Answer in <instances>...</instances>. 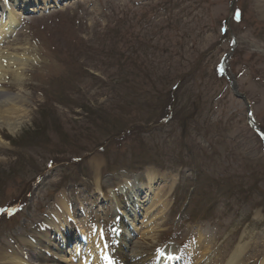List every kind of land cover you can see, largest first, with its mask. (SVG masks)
<instances>
[{"label": "rangeland", "instance_id": "1", "mask_svg": "<svg viewBox=\"0 0 264 264\" xmlns=\"http://www.w3.org/2000/svg\"><path fill=\"white\" fill-rule=\"evenodd\" d=\"M58 1L16 0L29 7L8 36L0 17V101L25 100L26 112L0 119V252L29 264H69L76 248L97 264L139 252L168 264L169 247L171 264H227L241 246L244 264H261L260 0ZM148 170L151 192L110 197L128 177L148 183ZM62 202L72 217L53 221ZM146 221L162 225L142 239ZM203 235L200 263L189 248Z\"/></svg>", "mask_w": 264, "mask_h": 264}, {"label": "bare ground", "instance_id": "2", "mask_svg": "<svg viewBox=\"0 0 264 264\" xmlns=\"http://www.w3.org/2000/svg\"><path fill=\"white\" fill-rule=\"evenodd\" d=\"M19 4H26L28 5L27 1H31V5H42V4H49V1L52 3H57L59 2L58 0H39L37 2V0H18ZM10 0H0V17H6V19H8L7 24H1V34L4 36H8L9 34L12 33V31L15 30V28H13V25L15 23V19L16 16L19 15L17 14V11L20 10V12L26 10L27 7H20L18 5V3H16V0H13L12 2L17 4L14 7L11 6V4L9 3ZM260 11L259 13L261 14V20H264V0H260L259 4L257 6ZM25 12V11H24ZM21 15L18 17V19L21 20ZM19 50V49H18ZM259 61L264 62V58L263 57H258ZM18 62H16L17 64ZM4 63L0 64V68H3ZM15 65V62H7V67L9 68L7 72V75L11 74V73H15L10 71L13 66ZM22 65V64H21ZM7 80H4L3 82L5 83ZM21 105H20V104ZM25 105V100H20L17 101V99L15 98H5L4 100L0 101V119L3 120H14L16 118H18L19 114H23L25 115V110L22 108ZM158 174L156 173V171H152V170H148L146 172V178L148 180V183H137L136 179H130V178H126L125 181L123 183L120 184V186H118V188L113 189V190H109V195L110 197H112L113 200L116 201L117 198V191H119L121 193V191L124 190H128L130 192H134V193H139V191H147V190H152V185L155 182L156 178H157ZM116 192V193H115ZM97 193L99 195H102V191L100 190V188H98ZM147 195V194H146ZM165 196V195H163ZM158 202H160V204L157 205H152V207H149L148 212L149 213H153V212H157L159 213V207L162 205V200L157 198ZM57 210L55 211H49L48 212V216L53 217V221L55 220L57 222V219L61 218L62 216L68 215L72 217V211H71V207H69V205L66 202H62L60 203V205L55 207ZM138 209L139 206H138ZM158 209V210H157ZM138 212V210H137ZM135 214L138 215L139 213ZM64 223V221H62ZM61 222V223H62ZM139 224V223H138ZM143 224V228L141 229L143 231L142 233V239H148L145 236H149L152 235L155 231H158L160 225H156L153 223H148L147 221L142 223ZM62 229H60V231H64V228L66 227V225L62 224L61 225ZM118 232L124 230V226L119 227V229H116ZM48 236V235H46ZM207 238L209 237L208 235H203V236H199L197 238V240H195L191 245H190V253L193 255V258H195V260L197 262H202L204 259H206V256L208 255V252L210 251L209 248V243L207 242H203L202 238ZM65 238V236H64ZM72 238V237H71ZM69 239V237L67 238ZM66 239V240H67ZM61 243V242H60ZM102 243V242H101ZM195 246V247H194ZM149 250H154L155 246H150L148 247ZM46 249H49V247H47ZM162 253L166 254L168 257H172L173 252L171 251V249L169 247H164L162 250ZM83 259L82 260V264H88L91 263L92 264H97L96 263V259L93 258V252L90 251L89 249H87L86 252L83 253ZM243 255V247L238 246L234 252L232 253L230 260L228 261L227 264H244V260L242 259ZM81 256V252L78 251L77 249L75 250L74 254L71 256L70 259L66 260V263L69 264H78V258ZM106 256V255H105ZM242 256V257H241ZM0 257L3 260H7V264H29L27 261L24 260L22 255H19L17 253H11L8 251H3L0 252ZM133 259L130 261V259L126 260L125 262H123L122 264H156V260L154 258H141L139 255V252H137V254H135L133 257ZM78 260V261H77ZM130 261V262H129ZM261 264H264V259L262 260Z\"/></svg>", "mask_w": 264, "mask_h": 264}, {"label": "water", "instance_id": "3", "mask_svg": "<svg viewBox=\"0 0 264 264\" xmlns=\"http://www.w3.org/2000/svg\"><path fill=\"white\" fill-rule=\"evenodd\" d=\"M233 90L235 91V93H234V94H235V96L240 98V95L237 93V88H236V87H234V88H233ZM240 99H242V97H241Z\"/></svg>", "mask_w": 264, "mask_h": 264}, {"label": "trees", "instance_id": "4", "mask_svg": "<svg viewBox=\"0 0 264 264\" xmlns=\"http://www.w3.org/2000/svg\"><path fill=\"white\" fill-rule=\"evenodd\" d=\"M116 85V84H115Z\"/></svg>", "mask_w": 264, "mask_h": 264}]
</instances>
